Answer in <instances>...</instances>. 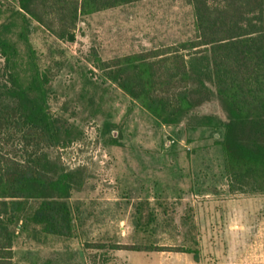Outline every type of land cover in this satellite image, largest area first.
Masks as SVG:
<instances>
[{
	"label": "rangeland",
	"instance_id": "obj_1",
	"mask_svg": "<svg viewBox=\"0 0 264 264\" xmlns=\"http://www.w3.org/2000/svg\"><path fill=\"white\" fill-rule=\"evenodd\" d=\"M4 4L0 1V25L10 19ZM193 21L186 0H142L80 17L64 39L31 22L29 42L36 63L49 77V111L80 133L68 146L49 152L60 157L65 170H76L81 185L69 200L74 235L47 236L29 225L14 243V264H103L104 256L110 257L105 264H188L191 254L125 249L103 254L84 246L154 243L193 249L192 237L198 235L200 244L206 243L203 236L222 229V212H264V194L228 191L221 150L215 144L221 129H190L186 120L160 125L95 67L94 55L110 60L193 38ZM17 47L21 74H28L19 40ZM2 62L0 57V66ZM196 114L225 119L215 98ZM105 122L111 125L106 131ZM112 138L118 145L111 144ZM143 202L147 205L141 223L148 212L155 218L151 235L134 228L135 209ZM200 212L213 216L194 217ZM200 220L211 222L194 229ZM210 250L201 249V255L216 258Z\"/></svg>",
	"mask_w": 264,
	"mask_h": 264
},
{
	"label": "trees",
	"instance_id": "obj_2",
	"mask_svg": "<svg viewBox=\"0 0 264 264\" xmlns=\"http://www.w3.org/2000/svg\"><path fill=\"white\" fill-rule=\"evenodd\" d=\"M10 19L0 25V264H14V243L29 225L43 235H74L73 190L81 181L67 171L51 148L76 141L77 128L54 116L47 104L46 70L36 63L29 42L31 22L67 38L80 17L142 0H0ZM194 17V36L175 45L101 60L103 78L149 114L156 123L190 129H221L215 141L223 159L228 191L264 194V0H186ZM57 28H54V26ZM13 32L16 39L12 38ZM24 46L22 75L17 41ZM217 99L225 119L197 115ZM104 123V131L108 130ZM111 144L118 145L115 138ZM137 205L134 228L151 235L154 215L141 223ZM98 251H174L195 249L102 242L85 244ZM110 260L104 256L103 264Z\"/></svg>",
	"mask_w": 264,
	"mask_h": 264
},
{
	"label": "crops",
	"instance_id": "obj_3",
	"mask_svg": "<svg viewBox=\"0 0 264 264\" xmlns=\"http://www.w3.org/2000/svg\"><path fill=\"white\" fill-rule=\"evenodd\" d=\"M194 217H209L210 212H200ZM228 213V214H227ZM262 211H244L236 210L234 212H222L218 216L222 217L220 223L222 229L202 237V240H207L206 243H201L200 237L196 235L192 237L195 247L199 255L195 260L193 257L188 264H264V220L260 219H244L248 217H261ZM227 217H238V220H229ZM208 220L195 221L194 229L206 228ZM197 242H196V241ZM207 243L209 245H207ZM211 249V253H217V257H203L201 249ZM180 254H186L179 252ZM187 255V254H186ZM188 256V255H187ZM214 257V259L212 258ZM188 259V261H189Z\"/></svg>",
	"mask_w": 264,
	"mask_h": 264
}]
</instances>
